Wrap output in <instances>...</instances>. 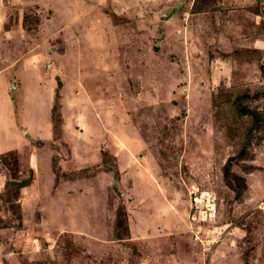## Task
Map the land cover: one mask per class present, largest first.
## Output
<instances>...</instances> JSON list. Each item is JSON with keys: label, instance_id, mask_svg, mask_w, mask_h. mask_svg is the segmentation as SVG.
I'll list each match as a JSON object with an SVG mask.
<instances>
[{"label": "rangeland", "instance_id": "rangeland-1", "mask_svg": "<svg viewBox=\"0 0 264 264\" xmlns=\"http://www.w3.org/2000/svg\"><path fill=\"white\" fill-rule=\"evenodd\" d=\"M0 264H264V1L0 0Z\"/></svg>", "mask_w": 264, "mask_h": 264}, {"label": "crops", "instance_id": "crops-1", "mask_svg": "<svg viewBox=\"0 0 264 264\" xmlns=\"http://www.w3.org/2000/svg\"><path fill=\"white\" fill-rule=\"evenodd\" d=\"M43 122H44V120H43ZM38 123L40 124V123H42V122H38ZM43 125H46V123H43Z\"/></svg>", "mask_w": 264, "mask_h": 264}, {"label": "water", "instance_id": "water-1", "mask_svg": "<svg viewBox=\"0 0 264 264\" xmlns=\"http://www.w3.org/2000/svg\"><path fill=\"white\" fill-rule=\"evenodd\" d=\"M262 1H264V0H262Z\"/></svg>", "mask_w": 264, "mask_h": 264}]
</instances>
